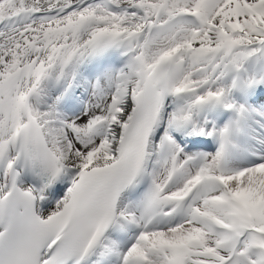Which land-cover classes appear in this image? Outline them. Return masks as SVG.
Here are the masks:
<instances>
[{
    "label": "snow or ice",
    "instance_id": "obj_1",
    "mask_svg": "<svg viewBox=\"0 0 264 264\" xmlns=\"http://www.w3.org/2000/svg\"><path fill=\"white\" fill-rule=\"evenodd\" d=\"M0 264H264V0H0Z\"/></svg>",
    "mask_w": 264,
    "mask_h": 264
}]
</instances>
